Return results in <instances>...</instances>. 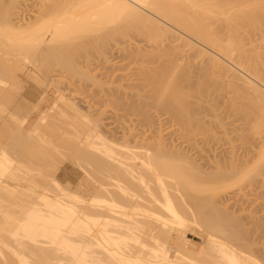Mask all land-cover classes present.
Listing matches in <instances>:
<instances>
[{"label": "bare ground", "instance_id": "bare-ground-1", "mask_svg": "<svg viewBox=\"0 0 264 264\" xmlns=\"http://www.w3.org/2000/svg\"><path fill=\"white\" fill-rule=\"evenodd\" d=\"M18 1L0 0V116L8 111V118L14 126V130H10L12 126L8 125L9 136L2 141L3 137L0 139V264H264V235H260V232L264 231L258 234L250 227L248 230L252 232L248 231L245 227L247 224L243 227L240 223L242 219H238L240 213L235 214L236 220L230 208L231 213L227 211L228 209L225 210L226 206L223 207L224 209L219 207L223 203L216 204L220 201L224 202L226 199L224 197L229 194L226 191L233 186L241 188L243 180L251 181L247 184L254 185L258 176H264L260 170L261 168L264 170V164L261 163L262 165L259 166L257 163L260 168L255 164L257 169L251 166L250 173L246 170L247 173L241 174L240 177V174H237L238 170H235L239 169L237 164L240 160L234 153L236 150L232 152L229 148L228 156H225L222 151L220 153L229 158V160L227 158L229 163L224 165L228 168V164L231 163V170L228 168L226 171L223 166L222 169L212 172L209 171L213 169L214 166H212L206 171V168H202L203 162H201L202 166L199 164L194 166L192 164L194 162L188 156L190 152L183 150L184 147L182 148L180 142L177 141L175 144L178 137L170 142L168 140L169 143H167L164 130L156 126L152 128L151 120L153 119H150L151 116L148 115L150 111H146V105L149 103L143 102L144 96L139 93H135L138 95L134 96L133 92V94L127 92L126 96L129 95L131 99L128 96L125 97L124 93L122 97L120 92V94L115 92L118 89L113 90L115 87L111 86V89L110 85L107 87L112 93H109L107 88L105 89L108 92L105 91L101 88L103 82L86 74L78 67L79 65L77 66L76 57L81 54V51L86 54L90 52L91 50L87 51L90 45L83 46L80 43L81 47L79 45L75 47L73 43L71 44L73 39L77 41L89 33L95 32L94 35H97V30H100L101 34L96 37L101 35L104 40H110L117 35H126L128 28L132 27L134 30L138 28L140 32L142 29V33L147 37L145 39L147 42L144 41L147 44H143V49L140 48L142 51L136 49L139 55L132 53L131 61L133 62L137 56L134 62L139 61L140 64L142 62L143 66H140L142 69L145 65L146 69H141L143 74L139 73V75H143L146 79L141 77L144 83H149L148 85L155 90V96L152 98L155 105L171 109L175 117L189 125V116H192L195 109L187 101V97L192 95L189 93L192 87H187L188 93H186L182 92L181 89L184 91V86L181 85L184 82L188 86L193 85L191 78L192 74H195L198 78L197 84L195 83L198 87L195 86V88L203 93L200 94L198 91L199 95L206 96L207 93H204L208 92L206 85L209 84L210 78L202 77V75H208L204 71L207 72L209 69L211 72V69L217 68L218 71H216L224 75L222 77H226L230 84H234L239 90L243 89L246 94H252L253 97L247 96L249 101L264 104V0H41L35 15L21 23V20L17 18L19 15L16 16L17 5L21 4ZM92 39L94 40L95 37ZM103 41L95 40L94 44H91L92 51L100 50ZM247 43L253 46L249 44L251 48L247 49L245 48ZM70 45L75 48L71 49ZM112 45L114 47L113 43L111 47ZM130 51L132 50L125 52L128 53V57L131 55ZM217 55L239 66L253 80L244 75L239 76V73L236 74V70L230 64V66L227 63L224 64L226 61L222 62ZM102 63L103 61L100 64ZM53 66H60L62 68L60 70L66 69L65 71H69L71 75L85 78L86 82L88 79L93 86H100L104 90L101 91L103 93L101 102L107 104L110 100L113 107L116 102L117 105H115L119 106V109L125 108L124 110L130 107L132 113L137 111L138 115H142L141 118H146L142 120L140 118L137 123L140 121L145 123V120H148L146 124L149 122L148 127L153 130H149L142 122L144 128L148 130L142 127L138 135L141 137L140 140L133 134V137L130 135L133 133V129L129 131L130 127H127L130 133L123 129L120 137L119 135L115 137V133L107 134L110 131H107L106 135L100 114L90 110L91 105L88 108L86 106L82 108L74 98L72 99L69 95L66 97L65 90L64 94L58 91L59 97L45 108L41 105L46 103V92L40 95V98L38 97L35 105L31 103L33 107H28L29 110L25 113H21L17 108L12 111L6 109L14 103L6 105L3 102L6 100L9 88L14 91L15 89L23 90V95L26 92L24 84L21 83L23 78L18 71L23 72L26 78H35V83L38 80V85L40 83L42 86L46 82L38 78L36 71L52 83L55 81L53 76L57 75L50 73L53 71L47 69ZM105 71L104 74H106ZM116 72L114 73L117 74ZM133 73L136 72L133 71ZM109 76L107 75L106 78ZM199 80L200 83H198ZM239 80L250 84V88H248L249 85L244 87L237 83ZM80 85L78 84L77 87L79 90ZM146 88L148 87L145 86L144 89ZM247 88L251 91H247ZM101 89H94L96 92H89V95L97 91L100 93ZM167 90L168 101L163 95L164 91L167 93ZM147 91L150 90H146V93ZM142 94L145 95L144 92ZM11 96L8 97L11 98ZM124 97L126 101L123 100ZM139 99L142 100L140 103L144 104L143 106H140ZM171 105L173 108H170ZM121 111L123 115L128 113L127 111L124 113L122 109ZM4 116L1 117L3 119L1 121L7 118L5 116L4 119ZM135 118L138 119V117ZM154 122L153 125H155ZM191 128L193 129V126ZM191 128L186 130L190 132ZM262 128L264 127H261L260 131ZM57 132H63L68 137V141H71L68 143L69 150L66 153L62 151L64 148L61 149V139L59 137V140L56 139ZM125 133L133 138V143H131L133 140L129 139L130 136L128 137ZM172 136L168 137L173 139ZM66 141L65 138L64 142ZM190 146H187L188 149ZM259 148L260 153H257V156L260 157L261 162H264V148ZM209 151L212 153L215 150ZM54 154H56L55 157L59 154V157H62L60 160L65 159L64 154L67 155L68 157H65L82 170V179L80 178L75 189L71 187V184H62L58 179L56 170L59 167L55 168L57 167L54 164L55 159L51 157ZM247 154L254 161L256 153L254 156L251 153ZM209 155L212 156V154ZM211 156L209 159H212ZM241 157L242 155L239 166L242 167V163L246 165L251 162L250 159ZM217 159L215 157V160ZM51 165L55 167L52 168ZM233 173L238 176L235 180H230ZM228 178L229 182H227ZM91 185L93 186L89 187ZM262 201L259 203H264ZM190 227L200 229L195 234L197 238L203 240V246L190 248L178 244L179 233ZM173 242L176 245V247L173 245L174 249L171 245Z\"/></svg>", "mask_w": 264, "mask_h": 264}, {"label": "rangeland", "instance_id": "rangeland-1", "mask_svg": "<svg viewBox=\"0 0 264 264\" xmlns=\"http://www.w3.org/2000/svg\"><path fill=\"white\" fill-rule=\"evenodd\" d=\"M36 2V3H34V2ZM39 1H41V0H19L18 1V3L19 2H21V4L19 3V5H17V15L16 16H18L17 18H19L18 20L20 21V23L21 22H26L27 20H29V19H31L34 15H35V12L37 11V9L39 8ZM23 4V5H22ZM25 4V5H24ZM19 7V8H18ZM23 7V8H22ZM31 9V10H30ZM24 11V12H23ZM24 14V15H23ZM24 16V17H23ZM16 18V19H17ZM21 18V19H20ZM25 19V20H24ZM24 20V21H23ZM19 23V22H18ZM108 26H110V25H108ZM107 26V27H108ZM106 27V28H107ZM110 27H113L112 25L110 26ZM137 27H135V29H136ZM129 30L127 31V32H125L126 33V35H117V37H115L114 36V38L113 39H110V40H104V38H102L103 36H101V35H99V37H96V36H98V34H101V32H100V30H97V32H98V34H97V32H96V34L97 35H94V33L95 32H93V33H89V34H87V38H90V39H92L93 37H95V39L92 41V40H90V39H85L86 37H82L81 39H78V40H80V41H78L77 40V38H76V40L78 41H73V40H75V39H73L72 40V42H71V44L73 43V45L75 46V47H77V45H79L80 43H82V45L84 46V45H87V46H89L90 45V49H87V51L89 50H91L90 52H87V54L86 53H83L82 51L80 52L81 54H83V55H78L76 58H77V66L78 67H80L81 69H82V71L83 72H86V74H89V75H91V76H94V77H96V79H98L101 83L103 82V84H101L102 86H101V88H103V89H105V88H107V90H109V93L111 92L110 90L112 89V87H115L113 90H115V89H118L117 91L115 90V92H117V93H121V95L120 96H122L123 94L122 93H124V95H125V97H127L128 96V98H130L129 97V95H127L126 96V94H128L127 92H129V94H131L132 92L134 93V96L136 95H138V94H135V93H139V94H141V96H144V98H142V100H143V102L145 101H148V103H149V105H146V111L148 112V111H150L149 112V116H151L150 117V119H153V120H151V125H152V128L153 127H155L156 126V128L157 127H159V128H162L163 130H164V133H165V135L166 136H164V138H165V141H167V143H169L171 140H174L175 139V137L178 139H176V141H175V144L177 143V141H178V143L180 142V144H181V146H182V148H183V150H185V151H188V153L190 152V154L188 155L189 157H190V160H192L194 163H192L194 166H197L198 164L200 165V166H202V164H203V166H202V168H206V171H208L212 166H214L213 167V169L211 168V170H209V171H218V170H220V169H222V167H223V169H228V170H231V167H230V164H228L227 166H228V168L226 167V165H224V164H227V163H229V158L228 157H225V156H228V153H230V152H227V150H230L231 149V151L233 150V151H235L236 150V152H234L235 153V155H237V158H238V160H240L241 161V159H240V156L242 155V157H245L246 156V154L247 153H251V155H255V153H256V155H255V157L256 158H254V157H252V158H254V161H255V163H254V161L253 160H251V158L249 157V154H247V156L249 157H245V159H250L251 160V162H250V160H247L248 162H250V163H246V165H245V163H242L243 165H242V167H241V165L239 166L238 164L240 163V161H239V163L237 164V167H239V169L238 168H236L235 170H238L237 172H239V173H237L238 175L240 174V177H241V174L242 175H244V174H246L247 172L248 173H250L249 171V168H251V166L252 167H254L255 168V166L257 165V163H258V165L260 166V165H262V164H264V162H261L260 161V157L259 156H257V153H260V148L259 147H261V149L262 148H264V147H262V146H264V128H262V130L260 131V129H261V127H264V120H262V119H264V118H262V117H264V113H262V108H264V104H259V103H255V102H253V101H249L248 100V98H247V96L249 97V96H251L252 94H246L245 93V91H243V89H240L239 90V88L238 87H236V86H234V84H230L229 82V80L227 81V79H226V77H222V76H224V75H221L220 73H218L217 71V68L214 70H212L211 69V72H210V69L207 71V72H205L204 71V73H208V75H205L204 73V75H202V77L203 76H209L208 78H210V79H208V80H210V82H209V84L207 83V85H206V91H208V92H205V90H203L205 93L204 94H206L207 93V95L205 96V95H199L198 94V91L199 90H196V88L198 87L196 84V82H197V80H198V78H197V76L195 75V74H192L193 76H192V78H191V81L194 83L193 85H190V86H188V85H186L185 84V82L184 83H182V85L181 86H184V91H183V89H181L182 90V92H186V93H188V91H187V87H192L191 89H189V91H191V92H189V93H191L192 95L191 96H189V97H187V101L188 102H190V104L192 105V108L194 109V113H192V116L190 115L189 117H190V120H189V122H188V124L189 125H186L185 124V122L184 121H181V120H179V118L176 116L175 117V114L174 113H171V112H173L171 109H169V108H165V107H163V106H160V105H155V103H154V99H152V98H154L153 96H155V90H153V87L151 86V85H148V84H146V83H144L145 81L143 80V79H145V77L142 75V76H140L141 74H143L142 72V70H144V69H146L145 68V65H144V67H143V69H142V67H140L141 65L143 66V63L141 62V64H140V62L139 61H135L134 62V60L135 59H137L138 57L137 56H135V59L133 60V62L131 61V56H132V59H133V55H132V53L134 54L135 53V55H136V53L139 55V53H138V51H136V49H139L140 51H142L141 49H143L142 48V46H143V44H147V43H145V42H147L145 39H147V37H145V34H143L142 32V29H141V32H140V30L137 28L136 30H134V29H132V27H131V29L130 28H128ZM108 30H109V27H108ZM139 30V31H138ZM105 31H103V33H104ZM109 32H111V31H109ZM92 35V37H90L91 35ZM88 35H90V36H88ZM103 35V34H102ZM101 36V37H100ZM121 36V37H120ZM118 37H120V39H117ZM123 37V38H122ZM259 38V37H258ZM99 40L100 42L101 41H103V44H105L104 46H103V44H102V47H104V48H100V50H93L92 51V48H91V44H94V41L95 40ZM81 40H84V41H82L81 42ZM112 40V41H111ZM116 42H115V41ZM85 41H86V44H85ZM109 41V42H108ZM145 41V42H144ZM70 42V41H69ZM69 42H68V44H69ZM75 42H77V44L75 43ZM87 42H89V44H87ZM106 42H108V43H110V45L107 43V45H106ZM115 42V43H114ZM122 42V43H121ZM254 42V41H253ZM253 42H252V44H253ZM84 43V44H83ZM114 44V47H113V45H112V47H111V44ZM125 43V44H124ZM121 44V45H120ZM249 44L250 43H247V46H245V48L247 47V49L248 48H251L253 45H251L250 44V46H249ZM254 44H255V42H254ZM81 45V44H80ZM79 45V47H81ZM118 45V46H117ZM135 46V47H134ZM140 46V47H139ZM145 46V45H144ZM75 47H73L72 45H70V48L71 49H73V48H75ZM125 49H124V48ZM134 47V48H133ZM137 47V48H136ZM88 48V47H87ZM123 48V49H122ZM128 48H130L132 51H130L129 52V54L131 53V55L128 57L127 55H128V53H125V52H127L128 50H130V49H128ZM141 48V49H140ZM145 48H146V46L144 47V50H145ZM149 48V47H148ZM102 49H103V51H102ZM108 49V50H107ZM114 49V50H113ZM128 49V50H127ZM113 50V51H112ZM122 50V51H121ZM134 50L136 51V52H134ZM148 50V49H147ZM104 51H105V53H104ZM122 53H121V52ZM124 52V53H123ZM122 54H124V55H122ZM102 55V56H101ZM105 55V56H104ZM109 55V56H108ZM80 56V57H79ZM89 56V57H88ZM94 56V57H93ZM97 56V57H96ZM107 56H108V58H107ZM113 56V57H112ZM118 56H120V57H118ZM127 57V58H124V57ZM218 56V55H217ZM96 57V58H95ZM110 57V58H109ZM122 57V58H121ZM218 57H220L221 59H222V62L224 61H226L224 64H228V66H230L231 65V67L234 69V70H236V74L237 73H239L238 75L239 76H242V75H244V77L246 76V78H248V79H250V80H253V78L252 77H250V75H248V73L246 72V71H243V69H241L239 66H236L235 64H233V62H229V60H227V59H225V58H223V57H221L220 55L218 56ZM82 58V59H81ZM87 58V59H86ZM116 58V59H115ZM119 58V59H118ZM128 58H130V59H128ZM106 59V60H105ZM124 61H123V60ZM126 59V60H125ZM91 60H92V62H91ZM96 60V61H95ZM107 60H108V62H107ZM121 60H122V62H121ZM88 61H90V62H88ZM103 61V63H102V65L100 64L101 62ZM116 61H119V62H116ZM79 62V63H78ZM94 62H95V64H94ZM110 62V63H109ZM121 62V63H120ZM126 62H127V64H126ZM91 63V64H90ZM105 63V64H104ZM107 63V64H106ZM114 63V64H113ZM136 63V64H135ZM89 64V65H88ZM123 64V65H122ZM125 64V65H124ZM131 64V65H130ZM138 64V65H137ZM140 64V65H139ZM230 64V65H229ZM87 65V66H86ZM106 65V66H105ZM108 65V66H107ZM111 65V66H110ZM99 66V67H98ZM105 66V67H104ZM113 66V67H112ZM128 66V67H127ZM130 66V67H129ZM135 66V68L133 69V67ZM84 67V68H83ZM88 67V68H87ZM139 67V68H138ZM114 68V69H113ZM50 69V70H49ZM60 69H62V68H60V66H53V67H49L47 70L48 71H53V72H50V73H52V74H55V75H57V76H53L54 77V82L52 81V83L51 82H49L48 80H46V78L41 74V73H38L37 71H36V74H38L37 76H38V78H40L41 79V81H43L44 80V82H46V84H42V86L40 85V83H39V85H38V80H36V83H35V78H32V77H30V78H26L22 73L23 72H21V71H18V74L20 75V76H22V84H24V88L26 89V92L27 91H29V92H24V93H26V96L24 97V95H23V90L21 91L20 89L19 90H16L15 89V91L14 90H12V88H9V92L7 91V89L5 90V92H6V94H7V92H8V94H7V96H6V100L5 101H3L6 105H9L10 103H12V102H14L13 104H11V106L9 105V106H7L6 107V109L7 110H10L11 109V111H12V109H15V108H17V109H19V111H21V113H25L26 112V110H29V108L31 107H33V106H31L30 104L32 103V105H35L36 103H37V99H38V97L40 98V95H42L44 92H46V94H45V96H46V103L45 104H43V105H41L42 106V108H45L46 107V105L48 106L49 104H51L52 102H53V100L55 99V98H58L59 97V93L60 92H58V91H61V93H63L64 94V92H65V94L67 95L66 97H68V95H69V97H71L72 99L74 98V100L77 102V104H79L82 108H85V106H86V108H88V106H90V110H93V112L95 111V113H99L100 114V119L102 118V123H104V126H103V124H102V126H103V130H105L106 132H105V134L107 133V131H110V132H108L107 134H113V133H115V137L116 136H118L119 135V137L120 136H122V135H120V133L122 134L123 132H121L123 129V131H125L126 132V130H127V132H128V128L127 127H130L129 128V131H131V129H133L132 130V132L133 133H130V132H128V133H130V135L133 137V135L137 138V139H139L140 140V138L141 137H139L138 135H139V132H141L142 131V127L144 128V125L143 124H146V121H148V120H145V123L143 122V121H140L139 123H137L139 120H140V118L142 117V115H138V113L139 112H137L136 111V113H135V111L132 113L131 112V110H130V107H127L126 108V110H124L125 108H122L121 107V109L124 111V113H127V115H123V113H122V111H121V109H119V106H116L117 104H116V102H114L115 104H114V107H113V103L112 102H110V100H109V102L108 103H110V104H106V102H101V100L100 99H102V96H103V93L101 92V91H104L103 89H101L100 88V86H93V84L91 85L90 84V82H89V80L87 79V82H86V79L85 78H78L77 76H73V75H71L70 73H68L69 71H63V70H60ZM64 69V68H63ZM109 69V70H108ZM128 69V70H127ZM142 69V70H141ZM46 70V71H47ZM55 70V71H54ZM92 70H93V72H97V74H95V73H93L92 72ZM99 70V71H98ZM106 70V71H105ZM111 70V71H110ZM117 72H116V71ZM140 70V71H139ZM217 70V71H216ZM47 71V72H48ZM57 71H59V72H57ZM88 71V72H87ZM101 71V72H100ZM104 71H105V73L106 74H104ZM108 71V72H107ZM133 71L134 72H136V73H133ZM138 71V72H137ZM214 71V72H213ZM55 72V73H54ZM64 72V73H63ZM67 72V73H66ZM110 72V73H109ZM112 72V73H111ZM114 72H116L117 74H115ZM61 73V74H60ZM63 73V74H62ZM66 73V74H65ZM115 74V76H113L114 74ZM131 73V74H130ZM133 73V74H132ZM138 73V74H137ZM139 73H141L140 75H139ZM211 73V74H210ZM22 74V75H21ZM48 74H49V72H48ZM68 74H70V75H68ZM101 74V75H100ZM102 74H104V75H102ZM109 74L111 75V76H109ZM121 74H122V76H121ZM220 74V75H219ZM60 75V76H59ZM109 76V77H107L109 80H106L107 78H106V76ZM132 75V76H131ZM139 75V76H138ZM59 76V77H58ZM71 76H72V78H71ZM101 76V77H100ZM211 76V77H210ZM248 76V77H247ZM52 77V78H53ZM63 77V78H62ZM68 77V78H67ZM100 77V78H99ZM104 77L106 78V79H104ZM115 77V78H114ZM123 77V78H122ZM137 77V78H136ZM141 77H143V79L141 78ZM202 77H201V81H202ZM213 77V78H212ZM243 77V78H244ZM60 78V79H59ZM70 78V79H69ZM218 79V80H216L215 81V79ZM72 79V80H71ZM80 79V80H79ZM103 79V80H102ZM112 79V80H111ZM212 79V80H211ZM220 79V80H219ZM221 79L223 80V81H221ZM124 80V81H123ZM133 80V81H132ZM139 80L141 81V82H139ZM146 80V79H145ZM199 80V82L198 83H200L201 81ZM226 80V81H225ZM38 81V82H37ZM82 81H84V82H82ZM123 81V82H122ZM130 81V82H129ZM211 81H212V83H211ZM214 81V82H213ZM25 82V83H24ZM89 82V83H88ZM115 82V83H114ZM120 82V83H119ZM122 82V83H121ZM218 82V83H217ZM221 82H223V83H221ZM224 82H226V83H224ZM228 82V83H227ZM255 82V81H254ZM68 83V84H67ZM105 83H107V84H105ZM110 83H112V84H110ZM135 83V84H134ZM140 83V84H139ZM196 83V84H195ZM210 83H211V85H210ZM237 83H240V84H242V86H244V87H248V86H246V85H249V87L248 88H250V84H248L247 82H245V83H242L240 80H239V82L237 81ZM27 84V85H26ZM30 84V85H29ZM51 84V85H50ZM57 84V85H56ZM74 84V85H73ZM78 84L80 85H82V86H84L83 87V90H82V86L80 85L79 87H80V90H79V88H77L78 87ZM86 84V85H85ZM128 84V85H127ZM137 84H139V85H137ZM146 84V85H145ZM216 84V85H215ZM74 87H73V86ZM108 85H110L109 87H111V89H109V87H107ZM141 85V86H140ZM210 85V86H209ZM27 86H28V89H27ZM30 86V87H29ZM43 86H45V87H43ZM57 86V87H56ZM75 86H76V88H75ZM93 86L94 87V89L95 90H97V88L98 89H101V90H99L100 91V93L97 91V93H95V94H90L89 95V92L90 93H94V92H96L94 89H93V87L91 88V87ZM135 86H138V87H135ZM146 86V87H148V88H146V89H144V87ZM195 86H196V88H195ZM234 86V87H233ZM96 87V88H95ZM117 87V88H116ZM119 87V88H118ZM122 87V88H121ZM131 87H132V89H131ZM152 87V88H151ZM220 87V88H219ZM57 88V89H56ZM60 90H59V89ZM90 88V89H89ZM135 88H136V90H135ZM141 88V89H140ZM143 88V89H142ZM183 88V87H182ZM194 88V89H193ZM247 88V91H251V89L249 90ZM12 90V92H10L11 90ZM14 89V88H13ZM119 89H121V90H123V92L120 90L119 91ZM246 89V88H245ZM33 92H32V91ZM46 90V91H45ZM65 90V91H64ZM88 90V91H87ZM92 90H94V91H92ZM106 89H105V91H107ZM112 90V91H113ZM126 90V91H125ZM135 90V91H134ZM146 90H150L151 92H153V93H151L150 91L148 92L147 91V93H146ZM186 90V91H185ZM15 92V94H13L14 92ZM17 91V92H16ZM69 91V92H68ZM80 91V92H79ZM83 91V92H82ZM137 91V92H136ZM241 91H243V92H241ZM73 92H75V93H73ZM88 92V93H87ZM108 92V91H107ZM114 92V91H113ZM145 93V95L147 96L148 94L150 95V98H149V95H148V97H145V95L144 94H142V93ZM241 92V93H240ZM30 93V95H28ZM41 93V94H40ZM69 93V94H68ZM73 93V94H72ZM105 94H106V92H104ZM112 93V92H111ZM119 93V94H120ZM132 93V94H133ZM199 93L201 94L202 92H200L199 91ZM26 99V97H28V99H30V106H29V108H28V105H26V107L24 106V104H25V102H26V104H28V99H23V97L21 96V95ZM32 94V95H31ZM36 94V95H35ZM79 94V95H78ZM99 94V95H98ZM168 90H167V93L164 91V93H163V95H165L166 97V101H168L167 99H169V98H167V97H169L168 95ZM194 94V95H193ZM203 94V93H202ZM10 95H12L11 96V98H9L10 97ZM20 95V96H19ZM74 95V96H73ZM91 95L93 96L94 95V97H91ZM97 96V98H95L96 96ZM151 95H152V97H151ZM198 95V96H197ZM9 96V97H8ZM15 96V97H14ZM36 96V97H35ZM242 96H244V97H242ZM87 97H88V99H87ZM89 97H91V98H89ZM108 97H109V95H108ZM123 97V96H122ZM125 97H124V99L123 100H125ZM204 97V98H203ZM245 97H246V99H245ZM251 97H253V96H251ZM76 98V99H75ZM127 98V99H128ZM136 98H138V97H136ZM139 98H141V97H139ZM149 98V99H148ZM14 99V100H13ZM87 99V100H86ZM93 99H95V100H98V102L96 101L95 102V100H93ZM131 99V98H130ZM146 99V100H145ZM11 100V101H10ZM13 100V101H12ZM73 100V101H74ZM138 100V99H137ZM140 100L141 99H139V104H140V106H143L144 104H142V103H140ZM141 100V101H142ZM149 100H151V101H149ZM155 100H156V98H155ZM87 101V102H86ZM88 101H89V103H88ZM126 101V100H125ZM128 101V100H127ZM247 101V102H246ZM82 102V103H81ZM93 102V103H92ZM95 102V103H94ZM130 102H131V100H130ZM130 102H126V103H130ZM187 102V103H188ZM252 102V103H251ZM9 103V104H8ZM88 103V104H87ZM103 103V104H102ZM255 103V104H254ZM98 104H100V106H97ZM105 104V105H104ZM195 104V105H194ZM259 104V105H258ZM19 105H20V107H19ZM111 105V106H110ZM189 105V104H188ZM260 105H262V106H260ZM96 106V107H95ZM108 106V107H107ZM150 106H153L152 108L150 107ZM154 106H155V108H154ZM158 106V107H157ZM160 106V107H159ZM195 106V107H194ZM101 107V108H100ZM197 107H198V109H197ZM9 108V109H8ZM20 108H22L23 110H21ZM108 108H109V110H108ZM115 108V109H114ZM128 108H129V110H128ZM161 108V109H160ZM165 108V109H164ZM170 108H173L172 107V105L170 106ZM261 108V109H260ZM24 109H25V111H24ZM114 109V110H113ZM160 109V110H159ZM167 109V110H166ZM198 111H197V110ZM98 110V111H97ZM101 110V111H100ZM156 110V111H155ZM169 110H171L170 112H169ZM261 110V111H260ZM97 111V112H96ZM111 111V112H110ZM127 111V112H126ZM158 111V112H157ZM92 112V111H91ZM7 113H8V111H7ZM6 112L5 113H3V115H5V116H7V118L5 119V116H4V121H1V120H3L2 118V116H0V139H1V141L2 140H5L6 139V136L8 137L9 136V129H8V125H9V127H11L10 128V130L12 129V130H14V126H13V124L11 125V122H10V118H8V116H9V114H7ZM114 113V114H113ZM121 113V114H120ZM116 114V115H115ZM138 115V116H135V115ZM140 114H141V112H140ZM155 114H156V116H155ZM124 116V117H122L121 118V116ZM262 115V116H261ZM118 116L120 117V118H118ZM126 116V117H125ZM140 116V117H139ZM154 116V118H152ZM2 117V118H1ZM135 117H138V119L137 118H135ZM173 117V118H172ZM124 118V119H123ZM145 117H143V118H141V120L142 119H144ZM134 119V120H133ZM146 119V118H145ZM155 119V120H154ZM176 119V120H175ZM6 120H8V121H6ZM129 120H130V122H129ZM104 121V122H103ZM155 123V125H153V122ZM142 122H143V124H142ZM181 122V124H179ZM184 122V124H182ZM191 122V123H190ZM6 123H8V124H6ZM148 123L149 122H147V126L146 127H148L149 125H148ZM187 123V122H186ZM124 124V125H123ZM133 124H135V125H133ZM137 124H138V126H137ZM191 124V125H190ZM121 125V126H120ZM125 125H127L126 127H125ZM196 125V126H195ZM109 126V127H108ZM133 126H134V128H133ZM139 126H141V127H139ZM167 126H168V128H167ZM170 126V127H169ZM176 126V127H175ZM179 126H180V129H178L179 128ZM193 126V129L191 128ZM5 127H7V128H5ZM112 127V128H111ZM123 127V128H122ZM136 127V128H135ZM144 128V130H148V128ZM174 127V128H173ZM178 127V128H177ZM188 129H187V128ZM259 128V130H257V128ZM111 128V129H110ZM116 128V129H115ZM126 128V129H125ZM152 128H149V130L151 129V130H153ZM165 128V129H164ZM182 128V129H181ZM183 128L185 129V130H183ZM192 129L193 130V132H192V130L190 131V132H188L187 130H189V129ZM141 129V130H140ZM155 129V128H154ZM168 129V130H167ZM173 129V130H172ZM178 129V130H177ZM187 129V130H186ZM68 130H70V129H68ZM135 130V131H134ZM116 131V132H115ZM170 131V132H169ZM180 131V132H179ZM187 133H186V132ZM6 132V133H5ZM8 132V133H7ZM150 132V131H149ZM148 132V133H149ZM168 132V133H167ZM175 132V133H174ZM177 132V133H176ZM202 132V133H201ZM147 133V136H149V134ZM179 133L183 136V137H181V135H179ZM194 133V135H192ZM4 134V135H3ZM6 134V135H5ZM57 134V135H56ZM60 136H59V135ZM106 134V135H107ZM117 134V135H116ZM127 133H125V135H126ZM133 134V135H132ZM144 134H146V132L144 133ZM152 134V133H151ZM150 134V135H151ZM188 134V135H187ZM196 134V135H195ZM62 135H63V137H62ZM129 135V136H130ZM170 135V137L172 136V138L173 139H171V138H169L168 136ZM191 135V136H190ZM55 136L57 137L56 139H58V137H59V139H61L60 141L62 142H60V145H61V149L62 148H64V149H62V151H63V153H66L67 152V150H69V145H68V143H71V141H68L69 139H68V137L63 133V132H57V133H55ZM110 136V135H109ZM127 136H128V134H127ZM128 136V137H129ZM129 137V139L130 140H133V138L132 137ZM144 136V135H143ZM180 136V137H179ZM193 136H195V138L193 137ZM64 138V140H65V138L67 139V141L66 142H64V140H62V138ZM139 137V138H138ZM184 137H185V139H184ZM189 139H188V138ZM191 137V138H190ZM135 138V139H136ZM58 139V140H59ZM185 141H184V140ZM197 139V140H196ZM202 139H204V140H202ZM57 140V141H58ZM168 140H169V142H168ZM191 142H190V141ZM196 140V141H195ZM200 140V141H199ZM136 141V140H135ZM187 141V142H186ZM198 141V142H197ZM134 142V140L131 142V143H133ZM173 142V141H172ZM193 142H195V144L193 143ZM59 143V142H58ZM183 143V144H182ZM192 143V144H191ZM197 143H199V144H197ZM189 144H191V146L189 145ZM177 145H179V144H177ZM192 145H194V147L192 146ZM190 146V148L188 149V147ZM198 146H200L201 148H199ZM204 146V147H203ZM178 147H180V145L178 146ZM195 147H197V148H195ZM232 147V148H231ZM181 148V147H180ZM195 150H194V149ZM205 148H207V149H205ZM209 148V149H208ZM230 148V149H229ZM201 149V150H200ZM212 149V151H214V152H212L211 153V151H209V150H211ZM224 149V150H223ZM180 150H182V149H180ZM193 150V151H192ZM202 150H204V151H202ZM206 150V151H205ZM218 150H220L219 152H218ZM201 151V152H200ZM217 151V152H216ZM223 152V154H225V156L223 155V154H221L222 152ZM225 151V152H224ZM232 151V152H233ZM221 152V153H220ZM246 152V153H245ZM187 152H185V154H186ZM194 153V154H193ZM212 154V156L211 155H209V154ZM215 153V154H214ZM253 153V154H252ZM200 154V155H199ZM202 154V155H201ZM205 154V155H204ZM220 154V155H219ZM227 154V155H226ZM63 154H61V156H62ZM191 155H192V157H191ZM199 155V156H198ZM207 155V156H206ZM223 155V156H222ZM230 155V154H229ZM245 155V156H244ZM259 155V154H258ZM56 156V154H54V156H51L52 157V159L55 161L54 162V164L55 165H57V167H55V166H53L54 164H53V162L51 163V164H53V165H51V166H53L52 168H58L57 170H56V174H57V176H58V179L60 180V182L62 183V184H66V183H69V184H71V187L72 188H76L77 187V184H78V182L82 179V175H83V173H82V170L72 161V160H70V159H68L67 157V155H63V158H65V159H63V160H60V159H62V157L60 158L59 157V154H57V157H55ZM65 156H67V157H65ZM196 156V157H195ZM201 156V157H200ZM209 156V157H208ZM210 156H211V158L212 159H209L210 158ZM222 156V157H221ZM58 157H59V159H58ZM203 157V158H202ZM215 157L216 158H218L217 160H215ZM220 157V158H219ZM241 157V158H242ZM257 157H259V158H257ZM202 158V159H201ZM221 158H222V160H221ZM224 158V159H223ZM227 158H228V160H227ZM220 159V160H219ZM226 159V160H225ZM242 159H244V158H242ZM206 160V161H205ZM262 160V159H261ZM214 161V162H213ZM220 161H222L221 163H219ZM225 161V162H224ZM228 161V162H227ZM58 162H59V164H58ZM197 162H199V163H197ZM201 162H203V163H201ZM216 162H217V164H216ZM224 162V163H223ZM207 163H208V168H207ZM223 163V164H222ZM253 163V164H252ZM262 163V164H261ZM192 164H188L189 166L190 165H192ZM196 164V165H195ZM221 164H222V166H221ZM247 164L249 165V166H247ZM256 164V165H255ZM244 165H245V167H244ZM257 165V166H258ZM217 166V167H216ZM221 166V167H220ZM258 166V168H260ZM226 167V168H225ZM51 168V167H50ZM218 168V169H217ZM244 168H246L245 170H244ZM244 171H243V170ZM255 169H257V167L255 168ZM255 169H253V170H255ZM202 170H205V169H202ZM240 170H241V173H240ZM246 170H247V172H246ZM261 171H262V173H264V170H262V168L260 169ZM227 171V170H226ZM243 171V172H242ZM252 171V170H251ZM235 172V171H234ZM245 172V173H244ZM253 172V171H252ZM261 173V172H260ZM234 175H236V174H234L233 173V175L232 176H234ZM238 175H236V177L235 178H232V176H231V178H230V180H235L236 178H237V176ZM262 176V175H261ZM261 176H258L259 178H258V180H257V182H256V180H255V182L256 183H258V184H256V183H254V185L253 184H251V183H249V184H247V182H251V181H245V180H243V182H242V185H241V188H240V190H241V193H240V190H239V192H238V186L237 187H232V185H231V189L230 188H228V189H230L228 192L226 191V193L229 195H226V193H225V197H224V199L226 198V199H228V201L226 200H224V202H222V201H220V202H217L216 204H220V203H223V204H220V208H225V206H226V209L225 210H227L228 212H230L229 211V208H230V210H231V212H233V215H235V214H239L240 213V217L238 216V219H242L241 221H240V223L242 224V226L244 227L246 224H247V226H245L246 227V229L248 230L249 229V227L251 228V230H256L257 231V233L259 234V232L260 231H264V230H262V229H264V228H262V227H264V203H259V202H261L262 200H264V176H262V178H260ZM81 178V179H80ZM256 179H257V177H256ZM229 180V178H228V180H227V182H229L230 181ZM254 180H252L253 182H254ZM224 183H226V181L224 182ZM92 184V183H91ZM68 185V184H67ZM229 185V184H228ZM247 185V186H246ZM252 185V186H251ZM257 185V186H256ZM93 185H91V186H89V187H92ZM243 186V187H242ZM254 186V187H253ZM235 188H237V189H235ZM243 188V189H242ZM233 190H235L234 191V193L235 192H238V194L236 193L235 195H234V193H233ZM237 190V191H236ZM243 190V191H242ZM216 192V191H215ZM232 192V193H231ZM212 193V192H211ZM206 196V195H205ZM228 196V197H227ZM232 196H234V197H232ZM242 197V199H240ZM214 198V197H213ZM216 198H217V196H216ZM233 198H235V199H232ZM250 198V199H249ZM229 199H230V201H229ZM237 199H239V200H237ZM248 199V200H247ZM254 199V200H253ZM256 199V200H255ZM222 200V199H221ZM245 200H247V201H249L250 203H248L247 201H245ZM251 200V201H250ZM261 200V201H260ZM235 201H238V202H235ZM253 201V202H252ZM230 202V203H229ZM235 202V203H234ZM262 202H264V201H262ZM242 203V204H241ZM243 203H245V204H243ZM218 204V205H219ZM227 204V205H226ZM238 204V205H237ZM235 206V208H234V206ZM233 207V208H231V207ZM238 206H239V210H238ZM247 206V207H246ZM250 206V207H249ZM258 206V207H257ZM237 207V208H236ZM223 208V209H224ZM258 208V209H257ZM237 209V210H236ZM251 209H253V210H251ZM256 209V210H255ZM243 210V211H242ZM248 212H247V211ZM259 210L261 211V212H259ZM242 211V212H241ZM230 212V213H231ZM236 212V213H235ZM255 215L254 217H253V215ZM259 214H261V215H259ZM248 215H249V217H248ZM251 216V217H250ZM235 218H236V220H237V217H236V215H235ZM250 218V219H249ZM255 218H257V219H255ZM261 218V219H260ZM244 219H245V221H244ZM254 219V220H253ZM260 219V220H259ZM253 220V221H252ZM258 220V221H257ZM239 221V220H238ZM243 221V222H242ZM262 223H261V222ZM255 224H253V223ZM258 222H260L259 224H258ZM243 223H244V225H243ZM257 223V224H256ZM252 225V226H251ZM253 226L255 227L254 229H253ZM261 228H260V227ZM259 229H258V228ZM197 229V230H196ZM194 228V227H190L189 229H186V230H184V231H181L179 234H180V238H179V240H178V244H180L181 246H188V247H190V248H193V247H200V246H203V240L202 239H199V238H197V236H196V234H195V232H197V231H200V229H198V228ZM261 229V230H260ZM251 230H248V231H250V232H252ZM259 230V231H258ZM254 233V232H253ZM256 233V234H257ZM262 233H264V232H260V235H264V234H262ZM252 234V233H251ZM255 234V233H254ZM186 239V240H185ZM183 241V242H182ZM182 242V243H181ZM171 245H172V247H173V249L176 247V245H175V242H173V243H171ZM173 245H175V247L173 246ZM172 249V250H173Z\"/></svg>", "mask_w": 264, "mask_h": 264}, {"label": "crops", "instance_id": "crops-1", "mask_svg": "<svg viewBox=\"0 0 264 264\" xmlns=\"http://www.w3.org/2000/svg\"><path fill=\"white\" fill-rule=\"evenodd\" d=\"M24 96H26V93L24 94ZM28 101H29L28 104H26V102H25V104H24L25 107H26V105H28V107L30 106V105H29L30 102H31L30 99H28Z\"/></svg>", "mask_w": 264, "mask_h": 264}]
</instances>
